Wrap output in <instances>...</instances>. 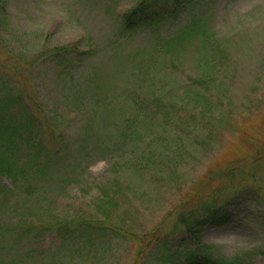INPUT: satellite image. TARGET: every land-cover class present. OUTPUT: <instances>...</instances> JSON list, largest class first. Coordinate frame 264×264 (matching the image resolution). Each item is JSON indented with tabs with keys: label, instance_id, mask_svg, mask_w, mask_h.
Masks as SVG:
<instances>
[{
	"label": "rangeland",
	"instance_id": "374dc122",
	"mask_svg": "<svg viewBox=\"0 0 264 264\" xmlns=\"http://www.w3.org/2000/svg\"><path fill=\"white\" fill-rule=\"evenodd\" d=\"M136 1L0 0V81L33 106L42 124L47 115L56 118L72 162L61 169L62 178L71 170L67 183L61 174L29 173L30 180L12 185L0 175L6 196H0V264H168L161 261L167 252L161 238H173L168 248L184 259L199 248L215 258L264 264V0H198L173 15L166 5L160 26L125 31L122 15ZM193 16L204 35L179 36L183 45L166 50V38ZM206 39L221 49L211 59ZM69 45L79 48V62L71 54L50 56ZM140 104L151 105L150 117L128 127L125 150L111 155L109 146L122 144L124 119L142 118ZM128 155L152 161L137 171ZM110 162H118L119 172ZM230 166L237 168L222 189L216 173ZM115 174L120 191L110 214L133 224L134 236L62 243L53 228H40L35 242L31 231L17 229L16 223L100 218L94 185ZM230 200L227 225L204 226L186 248L177 246L186 233L171 230L187 206L204 202L222 211Z\"/></svg>",
	"mask_w": 264,
	"mask_h": 264
},
{
	"label": "trees",
	"instance_id": "16d2710c",
	"mask_svg": "<svg viewBox=\"0 0 264 264\" xmlns=\"http://www.w3.org/2000/svg\"><path fill=\"white\" fill-rule=\"evenodd\" d=\"M197 1L198 0H137L132 7L123 13L121 27L125 31H132L138 28H156L167 19V13H165L166 5H168L169 8L168 13L173 15L176 12L175 8H181L185 4L187 7L192 8ZM202 1L204 0H199L197 4ZM2 9L3 5L2 7L0 6V12ZM4 17L5 16L0 13V24L4 23ZM201 25L200 19L197 16H193L182 29L166 38L165 49L172 51L180 48L183 45V40L179 39V36H186L188 38L191 35H204L203 26ZM202 47L209 51V56L206 59L213 58L214 52L216 50L220 52L221 50L216 48L219 46L214 41H209V39L204 41V46ZM78 53H80L78 47L69 45L62 49H55L51 52L50 56L54 57L58 55L57 57L65 59L66 56H64V54H71V56L75 57V61L79 62ZM201 81L204 82L203 80ZM32 107L33 106L29 103L27 104V101H25L20 94L13 92L11 87H7L3 81H0V175L7 176L12 185H16L20 180H22V182L30 180L29 173H33L35 176H44L46 173L49 175L61 174V176L57 178L60 179L62 183H67L71 170L62 178L61 169L63 166L72 163L67 161L69 160V158H67L69 157L67 152L69 143L66 141L65 137L62 136V131L59 130L57 123H55L56 118L47 115V119H45L44 124H42L33 113ZM139 107L143 113L142 118L139 115L140 120L135 121V123L131 118L124 119L120 131L122 144L116 146L110 145L109 151L111 155H113L114 152L125 150V131L128 130V127H132L133 124V127H140L141 123L145 119L147 121V118L150 117L151 105L145 108L144 104H140ZM158 111L159 109L156 107V112ZM34 124L38 128L35 127ZM86 127L90 128L89 126ZM41 131L44 133L43 137L47 135L50 140L47 137H41ZM94 140L97 142L94 144L95 150L101 152V143L97 138ZM138 143L144 144L143 142ZM259 157H257L256 160ZM64 161L67 162L64 163ZM151 161L152 155L148 156L146 164L138 163V161L133 162L131 155H128L127 164L128 166L135 167V169L139 171L137 165L147 166ZM110 164H113L110 168L111 171L119 172L120 165L118 162H110ZM235 168L237 167L230 166L216 173V176L224 183L222 189L232 180ZM25 177L26 180L24 179ZM74 181L78 182L77 179H74ZM94 186L97 187L100 192V194L97 195L98 201L95 202V207L102 210V213H100L102 216L100 218L86 219L80 217H62V219L57 221L53 220L42 223V227L39 223H24L23 226L16 223L17 229L23 232V235H25L24 230L27 233L31 231L35 242H37L41 233V231L37 232L36 230L40 228L47 230L53 228L62 243L83 240L87 245H94L95 243L110 244L115 239L123 240L130 236H134L135 231L132 228L133 224H128L126 222L116 223L113 221L110 214L109 206L112 207V205L117 202L115 192L118 194L120 191L118 174H115L114 178L110 181L106 183L100 182ZM5 187L7 190H10L8 186ZM33 189V184H27L24 188L26 196L31 195ZM111 193L112 195H110ZM0 196L2 198L6 197L1 193ZM192 197L193 196H191L190 199H193ZM188 201V199L183 200L181 206L184 207ZM203 203L204 202L191 209L189 205L187 206L189 208L188 210L182 211V213L179 214L177 221L173 224V230L171 231L175 232L177 229L183 227L186 236L182 238L178 245H174L186 248L188 240L193 241L199 238V231L204 226L222 227L227 225L232 219L230 213L227 211V206L233 203L232 200L227 202L222 211L217 207L205 205ZM159 229L160 228L157 226L153 233L155 230L159 231ZM81 235H84L85 238L81 239ZM21 237L22 234L18 235V238ZM161 240H167L164 244L167 246V252L161 254V261L167 262L168 264H253L250 260H241L238 259L239 257L234 260L215 258L207 253L201 252L199 248H195L194 251H188L184 259L182 252H180L178 248L174 250L168 248V245H173V238L172 240L169 238H161L157 242L159 243Z\"/></svg>",
	"mask_w": 264,
	"mask_h": 264
}]
</instances>
